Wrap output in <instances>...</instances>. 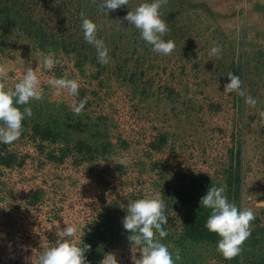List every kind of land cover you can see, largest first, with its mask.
Instances as JSON below:
<instances>
[{
  "label": "rangeland",
  "instance_id": "rangeland-1",
  "mask_svg": "<svg viewBox=\"0 0 264 264\" xmlns=\"http://www.w3.org/2000/svg\"><path fill=\"white\" fill-rule=\"evenodd\" d=\"M254 9L0 0V97H21L29 117L59 130L40 140L0 124V264H74L103 209L122 231L96 264H229L220 248L178 243L186 209L174 188L205 176L217 212L231 206L238 224L239 264H262L264 10ZM237 173L229 204L226 178ZM144 213L163 229L129 231L125 221Z\"/></svg>",
  "mask_w": 264,
  "mask_h": 264
},
{
  "label": "trees",
  "instance_id": "trees-1",
  "mask_svg": "<svg viewBox=\"0 0 264 264\" xmlns=\"http://www.w3.org/2000/svg\"><path fill=\"white\" fill-rule=\"evenodd\" d=\"M0 124L12 125L20 133L31 129L40 140L56 141L59 135L54 127L28 116L25 102L19 96L3 95L0 97ZM83 142L77 144V150L82 151ZM50 157L56 158L53 154ZM11 158V156H9ZM8 157L3 160L9 163ZM240 165V161L238 163ZM241 176L230 174L226 178V197L229 204L239 197ZM216 186L208 177L181 179L174 188L173 197L185 207L182 223V233L178 243L183 240L204 242L223 250L229 256V264H239L240 230L236 222H232L231 206L224 208L225 213L219 214L216 208ZM129 231L136 228L144 233L154 235L161 231L164 222L152 220L147 213L140 218L130 216L125 221ZM234 224V225H233ZM122 231L121 221L109 209L101 210L95 220L85 229V236L80 244L75 246L74 264H96L101 255L102 246L114 243ZM264 264V260L262 262Z\"/></svg>",
  "mask_w": 264,
  "mask_h": 264
},
{
  "label": "crops",
  "instance_id": "crops-1",
  "mask_svg": "<svg viewBox=\"0 0 264 264\" xmlns=\"http://www.w3.org/2000/svg\"><path fill=\"white\" fill-rule=\"evenodd\" d=\"M258 6V7H257ZM259 6H262L264 10V0H250V7H254V12H259Z\"/></svg>",
  "mask_w": 264,
  "mask_h": 264
}]
</instances>
